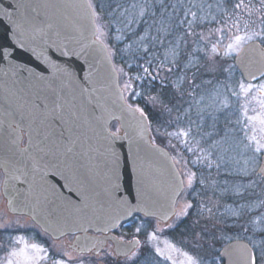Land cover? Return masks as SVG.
I'll list each match as a JSON object with an SVG mask.
<instances>
[{
    "label": "water",
    "instance_id": "obj_1",
    "mask_svg": "<svg viewBox=\"0 0 264 264\" xmlns=\"http://www.w3.org/2000/svg\"><path fill=\"white\" fill-rule=\"evenodd\" d=\"M235 65L244 81L260 79L264 48L245 45ZM0 173L7 212L53 239L108 233L135 214L173 217L182 178L125 102L89 0H0ZM114 242L118 257L136 246ZM219 257L255 264L241 240Z\"/></svg>",
    "mask_w": 264,
    "mask_h": 264
},
{
    "label": "rangeland",
    "instance_id": "obj_2",
    "mask_svg": "<svg viewBox=\"0 0 264 264\" xmlns=\"http://www.w3.org/2000/svg\"><path fill=\"white\" fill-rule=\"evenodd\" d=\"M184 3L179 27L168 34L142 29L134 40L139 52H144L153 38L171 37L164 46L155 45L151 50L169 70L164 73L159 67L163 69L157 76L171 79L173 92L182 99L183 91L187 99L182 106V101L175 102L171 110L158 91L140 96L161 121L172 116L166 133L164 123L157 122L155 136L150 135L153 143L159 140L171 155L182 175L184 191L183 203L167 225L140 220L136 230L142 244L162 257L159 264H221L217 249L227 232L247 241L256 264H264V182L259 175L264 153V77L246 83L233 62L248 43L258 42L264 48V0ZM95 21L97 39L111 55L125 100L142 113L133 103L140 93L138 76L115 64L113 39L101 29L96 16ZM195 84L203 88H192ZM173 115L187 123L176 124ZM183 116L190 118L180 119ZM111 132H120L117 123L111 125ZM2 178L0 175V232H8V239L3 238L5 245L0 250L4 248L5 253L0 255V264H96L87 256L74 254L69 239L53 241L29 218L7 213Z\"/></svg>",
    "mask_w": 264,
    "mask_h": 264
},
{
    "label": "trees",
    "instance_id": "obj_3",
    "mask_svg": "<svg viewBox=\"0 0 264 264\" xmlns=\"http://www.w3.org/2000/svg\"><path fill=\"white\" fill-rule=\"evenodd\" d=\"M91 6L93 7L97 22L101 29L105 28L107 32L111 35L113 39L114 46V62L115 64L119 63L121 66L126 67L128 72L132 75H137L139 78L138 89L140 91L139 97L133 102L143 114L146 115L149 122L150 132L153 133L152 136H155L154 125L159 123H164V133H166V128L171 122V117L169 116L166 120H160L156 116V112L150 109L148 103L144 100L145 95H155L157 92L166 103V107L173 108V104L176 102L182 101L181 105L187 102V99H184V92L182 91V99L178 93H174L170 81L171 79L162 75V80L160 76H157V72L160 69H163L164 73H167L169 70H166L163 67V61H160L159 54L156 55L155 52H151L155 45L160 47L164 46L162 44L168 43L171 40L169 35L161 36L157 39L153 38L149 34V38L154 40L148 43L147 50L144 52H139V44L134 43V40L140 36V31L143 29H149L150 32L154 30H159L157 34H168L167 31L174 28V26L179 27L177 22L182 21V14L184 15L185 11V1L187 0H89ZM229 0H226L228 2ZM180 7H183L184 10H180ZM190 8V7H187ZM188 20V18L184 19ZM146 25V27L144 26ZM182 30V28H181ZM147 32V31H146ZM182 34L183 40L185 37ZM181 37V38H182ZM110 44V43H109ZM116 59V60H115ZM156 59H159L157 61ZM163 67V68H159ZM171 69V68H170ZM166 71V72H165ZM171 73V72H169ZM168 73V74H169ZM202 84H195L192 88L202 89ZM204 85V84H203ZM190 88V89H192ZM194 91V90H193ZM192 91V92H193ZM174 94H173V93ZM176 95V96H174ZM188 105V104H186ZM177 106V107H179ZM174 110V109H173ZM173 113V111L171 112ZM178 114V113H177ZM175 118L178 117L173 115ZM186 118L189 120L190 117L183 116L180 119ZM168 121V123H166ZM176 122V121H175ZM178 125L184 126L187 122L183 124L177 118ZM158 145H162L159 140H157ZM261 199V198H260ZM264 199V197H262ZM8 232H0V248L4 247V239H8ZM2 234V236H1ZM223 239L220 241V246L226 243L228 240L236 239L235 233H226L223 236ZM219 251V248L217 249ZM5 253V249L0 250V255Z\"/></svg>",
    "mask_w": 264,
    "mask_h": 264
},
{
    "label": "flooded vegetation",
    "instance_id": "obj_4",
    "mask_svg": "<svg viewBox=\"0 0 264 264\" xmlns=\"http://www.w3.org/2000/svg\"><path fill=\"white\" fill-rule=\"evenodd\" d=\"M262 181L264 182V180L261 178V182ZM258 200H261V199H258ZM180 203H183L181 197H179L177 199V202H176L175 216L177 213V208L179 207ZM140 220L145 221L144 223L154 222L157 225H162V226L167 225L171 221L170 220L168 223L163 224L160 221H157L155 219H147V218H144L140 215H135L127 223L120 225L112 233L95 234L92 232H88L87 234L78 235V236L77 235H73V236L68 235V236H65L61 239L53 240V241H60V240L69 239L70 244H68V247L70 249H72L74 254H77V256H79V255H82L84 257L87 256V257H89V259H91V261H93L96 264H159L160 263L159 259H161L162 257L158 256L157 253L151 249L150 245H147L145 242H144V244H142L143 239L141 238V233L139 230H136V225L138 224L136 222H138V221L141 222ZM147 233H148V231H147ZM48 238L51 239L50 237H48ZM112 238L113 239L115 238L118 241L128 243V244L136 242V246L128 255H126L124 257H118L115 254V244H114L115 242L113 241ZM237 240H242V241L247 243V245L250 247V249L253 252L255 264H256L255 253H254L251 245L243 239H237ZM86 241L92 242L91 245H88L87 250H85V248H84L87 246V244H85ZM34 242H38V241L34 240ZM74 242H78V245L76 244L75 247L72 246ZM40 246H42V245H40ZM46 249H47L46 247H43L44 253H45ZM221 249H222V246H221ZM83 250L87 253L80 254L79 252L83 251ZM219 252H218V255H219ZM219 260H220L221 264H223L220 257H219Z\"/></svg>",
    "mask_w": 264,
    "mask_h": 264
}]
</instances>
